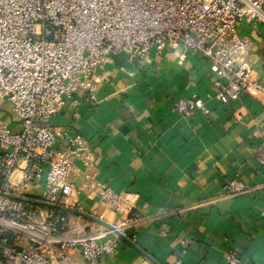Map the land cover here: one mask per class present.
<instances>
[{
    "label": "crops",
    "instance_id": "0c3cea01",
    "mask_svg": "<svg viewBox=\"0 0 264 264\" xmlns=\"http://www.w3.org/2000/svg\"><path fill=\"white\" fill-rule=\"evenodd\" d=\"M237 33L251 40V78L264 84V22L245 19ZM115 54L95 72V98L83 91L65 95L50 119L53 130L85 140L89 152L73 161L69 232L54 237L50 251L57 254L58 240L77 225L113 240L114 251L94 264H224L231 250L242 264H264V99L243 93L222 103L211 97L205 99L209 113L181 116L175 100L214 91L218 75L209 59L181 47L144 60ZM0 122L19 128L6 100ZM232 179L245 191H224ZM95 182L121 193L126 210L101 202ZM42 186L21 195L39 199ZM71 255L68 264H87L79 251Z\"/></svg>",
    "mask_w": 264,
    "mask_h": 264
},
{
    "label": "built area",
    "instance_id": "2783aa9c",
    "mask_svg": "<svg viewBox=\"0 0 264 264\" xmlns=\"http://www.w3.org/2000/svg\"><path fill=\"white\" fill-rule=\"evenodd\" d=\"M245 19L264 22V0H0V101L9 102L19 121L17 130L0 122V264H68L74 250L94 264L114 251L112 239L76 225L53 254V238L69 232L66 211L19 198L43 183L35 200L70 203L73 161L89 152L85 140L50 127L63 97L83 91L93 100L95 72L115 53L144 60L181 47L209 59L218 78L213 93L175 100L177 114H207L211 97L222 103L243 93L264 99V84L251 78L252 42L237 33ZM93 186L101 202L126 210L121 193L100 182ZM222 189L236 195L245 185L232 179ZM224 264L242 260L231 250Z\"/></svg>",
    "mask_w": 264,
    "mask_h": 264
},
{
    "label": "water",
    "instance_id": "95a60500",
    "mask_svg": "<svg viewBox=\"0 0 264 264\" xmlns=\"http://www.w3.org/2000/svg\"><path fill=\"white\" fill-rule=\"evenodd\" d=\"M119 55L123 54L125 56H127V53L124 52V51H121L118 53ZM118 54H115V55H118ZM114 56V55H111V57ZM20 199L22 200H25V201H29V202H32V203H35V204H40V205H45V206H49V207H56V208H60V209H63L65 211H74L70 208H67V207H62V206H56V205H53V204H47V203H44L40 200H33V199H29V198H24V197H19ZM83 215H85L86 217L106 226L107 228L111 229L112 231L116 232L118 235H120L121 237H124L123 234H121L113 225L101 220L100 218H97V217H94V216H91L89 214H84L82 213Z\"/></svg>",
    "mask_w": 264,
    "mask_h": 264
}]
</instances>
